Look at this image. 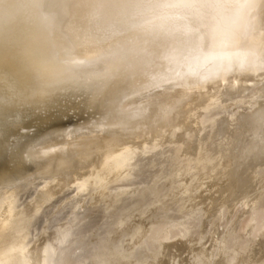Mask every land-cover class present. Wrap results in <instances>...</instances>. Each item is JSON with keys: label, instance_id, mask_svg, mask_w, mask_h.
I'll return each mask as SVG.
<instances>
[{"label": "water", "instance_id": "95a60500", "mask_svg": "<svg viewBox=\"0 0 264 264\" xmlns=\"http://www.w3.org/2000/svg\"><path fill=\"white\" fill-rule=\"evenodd\" d=\"M0 264H264V0H0Z\"/></svg>", "mask_w": 264, "mask_h": 264}]
</instances>
